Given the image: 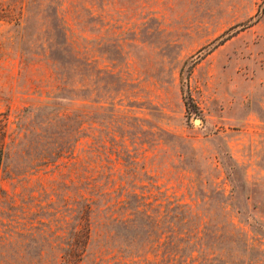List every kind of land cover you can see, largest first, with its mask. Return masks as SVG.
Here are the masks:
<instances>
[{"label":"rangeland","instance_id":"rangeland-1","mask_svg":"<svg viewBox=\"0 0 264 264\" xmlns=\"http://www.w3.org/2000/svg\"><path fill=\"white\" fill-rule=\"evenodd\" d=\"M0 128V264H264V0H0Z\"/></svg>","mask_w":264,"mask_h":264},{"label":"trees","instance_id":"trees-1","mask_svg":"<svg viewBox=\"0 0 264 264\" xmlns=\"http://www.w3.org/2000/svg\"><path fill=\"white\" fill-rule=\"evenodd\" d=\"M3 159H4L3 131L0 128V167L2 165ZM82 231H83V236L88 238L89 229H88L86 223H85V227L82 229Z\"/></svg>","mask_w":264,"mask_h":264}]
</instances>
